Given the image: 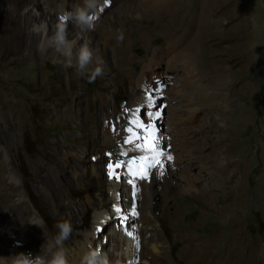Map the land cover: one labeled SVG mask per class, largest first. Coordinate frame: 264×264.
<instances>
[{
    "label": "rangeland",
    "instance_id": "obj_1",
    "mask_svg": "<svg viewBox=\"0 0 264 264\" xmlns=\"http://www.w3.org/2000/svg\"><path fill=\"white\" fill-rule=\"evenodd\" d=\"M174 6L173 14L149 18H136L129 10L120 12L105 27L115 36L118 30L124 31L128 40L124 54L131 59L127 67L137 70L139 64H149L143 57L149 49L160 51L168 40L183 37L198 13L201 38L186 49L205 70L206 82L211 72V82L220 85L221 91L216 86L211 91L221 95L208 103L184 96L180 89L184 76L178 75L176 81L177 75L166 67L150 73L146 84L141 81L143 70L120 78L105 74L89 82L74 67H66L64 58L52 59L42 52V37L31 38L34 26L43 22L38 18V4L0 0V244L20 240L27 253L42 254L45 232L51 239L58 232L56 224L69 220L73 233L65 245L68 250L78 248L102 210L86 206L88 194L105 204L109 215L115 209L107 155L113 154L126 166L142 154L153 155L150 148L131 143L144 129H151L161 138L156 151L163 153L164 175L138 185L144 199L140 206L153 213L156 231L164 243L170 242L168 262L203 264L200 255L188 257L183 250L188 238L177 236L180 230L206 238L219 233L224 242L221 250L227 240L236 237L248 252L259 243L264 262V0H179ZM100 20L104 22V16ZM33 41L35 54L18 51ZM162 81L167 82L163 88ZM147 85L156 93L171 94L164 99L171 100L165 102L163 120L157 125H152L151 108L146 105ZM4 94L12 97L8 100ZM16 100L23 103L21 116L12 105ZM111 136L122 138L120 144L107 145L105 138L111 141ZM74 155L82 159L102 155L107 160L105 170L85 186L70 171L73 180L69 184L54 159L72 164ZM42 165L53 172L62 192L45 178ZM199 175L205 183H216V189L196 185ZM184 186L193 188L182 192ZM199 191L210 195L222 212L203 205ZM117 203L125 208L120 199ZM22 211L29 218L20 224ZM35 222H42L44 228ZM110 231L112 223L102 229L105 243L111 238ZM103 250L111 264H120L113 252ZM238 259V264H246L245 256ZM141 261L137 259V264ZM204 264H213V258Z\"/></svg>",
    "mask_w": 264,
    "mask_h": 264
},
{
    "label": "bare ground",
    "instance_id": "obj_2",
    "mask_svg": "<svg viewBox=\"0 0 264 264\" xmlns=\"http://www.w3.org/2000/svg\"><path fill=\"white\" fill-rule=\"evenodd\" d=\"M21 1L25 2L27 0ZM32 1L38 4L40 7V10L38 9V18L43 21L42 25H45L47 29L46 32L43 30L39 33L35 31L31 32V38H34L35 40H39L41 37L44 39L46 36H50L54 32L58 16L65 11L73 10L74 6L81 2V0ZM177 1L179 0H110L109 6L106 7L101 14V16H104L105 21L101 22L100 20L95 31L79 32L70 22L68 26L69 39L75 40L77 47L84 43H88L89 46L95 51L96 55L104 61L105 74L110 75L112 78H120L122 76L124 77L123 74L125 73L126 75L128 74V76H134L138 71L143 70L144 73L141 81L142 83L146 84L150 81V75H152L150 73H153L156 71V69L161 70L162 67H166L169 73H174L177 75L174 78L176 81L179 79L178 75L184 76L183 78L185 79V84L181 85L180 87V89L184 92V96L189 95L196 99L200 97L202 99L201 102L203 101L202 103H208L210 100H213L215 97H219L221 95L219 92L221 91L220 85L216 81L211 82L214 80L213 73L211 72H208V82H206L205 70L202 69V67L197 63V61L194 60L193 56H191L190 52L186 49L187 46L197 43L199 38H201V28L199 27L198 20H196V18H198V13L194 15L196 18H193L192 23L185 31L183 37L170 41L168 40L165 47L160 49V51L149 49L148 53L143 56L146 61H149V64H139V69L136 68L137 70H131L127 67V65L131 63L130 55L128 53L124 54L128 40L124 39L122 42L117 41L116 36L113 35L114 33L111 34V32H109L105 27L107 22L110 21V18H113L114 15H119L120 12L125 13L127 10L135 14L136 18H149L151 16H161L167 13L173 14V9L175 7L174 5ZM59 2L62 3V5L58 4ZM197 9L200 8L198 7ZM147 27H149L148 24ZM20 28L25 30L26 26L21 24ZM162 30L163 29H159V31ZM18 51H25L24 54L26 55L30 54V52L35 54V51H37L35 41L23 44L20 48H18ZM46 54L52 59L62 57L58 53H55L51 50L46 52ZM119 69H124L125 71L123 70V72ZM168 83H174V80H168ZM165 84H167V82L162 81L161 88H163ZM148 86L149 85H147V91L149 93V97L147 98L146 105L148 104L151 108L152 125H157L163 120L161 113L163 112L164 105H166L165 102L171 100V94H168L170 97L164 102V99L168 97V95L156 93ZM213 86H216V88L219 90L218 95L212 94L211 89ZM227 89L229 88L227 87ZM11 97V94H4V98L8 100ZM16 101H14L12 105L16 110L15 113L21 116L23 115V103L21 101ZM136 108L137 105L134 107V109ZM107 137L105 138V143L107 145H110V143L114 145L120 144L122 140L120 137L112 138L111 136V141H109ZM160 141V136H157L155 140L156 145H158ZM151 142L152 140L149 138V131L145 129L143 130L142 135L137 137L136 140L131 141L133 145H137L139 143L144 148H148L146 145ZM56 146L57 145L54 143L53 147ZM153 155L142 154L139 157V160H135V165H133L132 161L128 166L120 163L113 154L109 156L107 155V173L113 182V188L111 191H113L115 195L114 198H116L115 209H113V212L109 215V213L104 211L105 204H102L101 202L97 203L94 200L93 195L88 194L85 200L86 206L96 208L100 207L102 210H99L101 212L99 214V218L95 222L93 231L90 234H87L86 239L78 248L69 250L70 258L74 261V264H78L82 255L89 249L90 246H100L102 249L107 248L108 251L113 252V254L121 260L120 264H137V259L143 260L139 264H170L167 258L169 252L168 250L171 244L170 242L164 243L162 241L161 235L156 231L154 224L157 222V220L155 219L153 213L145 212L144 209H141L140 202L144 199L139 196L138 190V185L142 183V180L151 182L158 181L160 178H162L159 173L163 171V168H161L160 164L155 165L154 167H149V175L143 179H141L139 175H133V171L140 170L139 165L142 163L140 158L148 157V161L143 163L152 165L154 164V160L152 159ZM107 160L102 155L97 157L92 156L90 158L86 157L84 159L74 155V163L72 164H69L66 161L63 163L58 159H54L61 171L64 181L71 184L73 179L69 172L72 171L73 174H76L75 176L77 177L78 181H80L81 186H85L87 180L91 179L93 175H98L101 173V171L105 170L103 168V163H105ZM160 161H162V159ZM117 164L120 165L119 168L115 167ZM110 165L112 166L111 168L109 167ZM40 170H42L45 178L54 186L56 190L59 192L63 191L62 187L57 183L53 172L50 169L42 165L40 166ZM80 170H82V173H80ZM0 172L2 174L3 169H1ZM77 172L79 173L77 174ZM212 172L214 173L215 171H211L210 174H212ZM195 184L206 185V189H212L213 191L216 189V183L214 185H212V182L210 184L205 183L203 181L202 175H199L197 181H195ZM191 188H193V186H184L181 187V191L186 192L191 190ZM199 193L203 196V205L208 207L210 210H213L217 214L222 212L220 205L214 204L210 195L208 196L205 194V191H199ZM119 199L122 204H124V209L119 208V204L117 203V201L119 202ZM133 212L137 214L133 215ZM28 218L29 213L22 211L20 213V224L25 223ZM110 223L113 224V231H110L111 238L108 240V242H106V244L104 240L107 237L105 234H102L103 236L101 239V233L102 229H105V227ZM129 232L132 233L131 236L128 235ZM177 236L181 237L182 239L188 238L183 250L188 251V257L200 255V259L202 258L203 264L210 258H213V264H238L240 263V259L238 258H242L243 256L246 257V264H264V262H261L260 260L262 251L259 243H257L250 250V252H248V248L245 249L244 246L240 244L239 239L236 237L232 240L229 239L230 241L227 240V242H225V249L221 250L224 242L221 240L219 233L214 234L211 238H206L200 235H192V233L187 230H180ZM137 241L139 243L138 247ZM21 252L27 253L25 245L21 244L20 240H15L14 242H11L10 245L8 244L6 246L0 244L1 257L12 258ZM2 261V264H5L3 259Z\"/></svg>",
    "mask_w": 264,
    "mask_h": 264
},
{
    "label": "clouds",
    "instance_id": "obj_3",
    "mask_svg": "<svg viewBox=\"0 0 264 264\" xmlns=\"http://www.w3.org/2000/svg\"><path fill=\"white\" fill-rule=\"evenodd\" d=\"M110 0H81L71 11H65L58 16L54 32L41 40L39 48L42 52L49 50L58 53L64 58L66 67H74L78 74L86 76L89 82H94L105 74L104 61L95 51L84 43L77 47L75 40L69 39L68 26L71 22L79 32L95 31L101 14L108 7ZM47 31L45 25L34 26V31L39 33ZM117 41L125 39L123 30H118ZM34 223V222H33ZM35 224L44 228L42 222ZM57 234L47 240L43 246V253L33 256L31 252H21L12 258L0 257L5 264H74L70 258L69 250L65 242L73 233V225L69 220H63L56 224ZM78 264H111L109 254L100 246L89 247L82 255Z\"/></svg>",
    "mask_w": 264,
    "mask_h": 264
},
{
    "label": "snow or ice",
    "instance_id": "obj_4",
    "mask_svg": "<svg viewBox=\"0 0 264 264\" xmlns=\"http://www.w3.org/2000/svg\"><path fill=\"white\" fill-rule=\"evenodd\" d=\"M140 127H144V125L141 124ZM129 131H131V129ZM148 131H149V138L152 140V142L147 144L146 147L150 148L153 151V153H154V155L152 157V159L154 160V164L148 165L147 163H143V162L148 161V159H149L148 157H141L140 158V160L142 161V163L139 165V169L140 170L139 171H133V175H139L141 179L146 178L149 175V171H148L149 167H154L155 165H159L160 164V162H161L160 161V157L163 155L162 152L156 151L157 145L155 143L156 136H155L154 130L149 129ZM137 147H141V145H137ZM167 159L170 161V160H172V157L168 156ZM133 165H135V160H133ZM109 167L111 168L112 166L110 165ZM115 167L119 168L120 165L117 164ZM159 174L161 176H163L164 172L161 171ZM136 214L137 213L133 212V215H136ZM128 235L131 236L132 233L129 232ZM138 246H139V243L137 241V247Z\"/></svg>",
    "mask_w": 264,
    "mask_h": 264
},
{
    "label": "trees",
    "instance_id": "obj_5",
    "mask_svg": "<svg viewBox=\"0 0 264 264\" xmlns=\"http://www.w3.org/2000/svg\"><path fill=\"white\" fill-rule=\"evenodd\" d=\"M54 223H56V222H54Z\"/></svg>",
    "mask_w": 264,
    "mask_h": 264
}]
</instances>
